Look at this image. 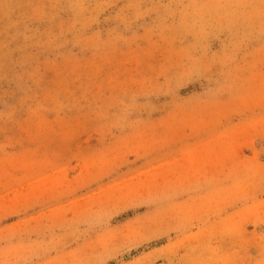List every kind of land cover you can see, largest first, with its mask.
<instances>
[{"label": "rangeland", "instance_id": "rangeland-1", "mask_svg": "<svg viewBox=\"0 0 264 264\" xmlns=\"http://www.w3.org/2000/svg\"><path fill=\"white\" fill-rule=\"evenodd\" d=\"M0 264H264V0H0Z\"/></svg>", "mask_w": 264, "mask_h": 264}]
</instances>
